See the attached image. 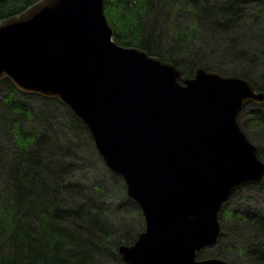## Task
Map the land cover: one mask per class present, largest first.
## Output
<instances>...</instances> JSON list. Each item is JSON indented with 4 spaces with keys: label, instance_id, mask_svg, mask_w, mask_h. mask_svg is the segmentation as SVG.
Listing matches in <instances>:
<instances>
[{
    "label": "water",
    "instance_id": "95a60500",
    "mask_svg": "<svg viewBox=\"0 0 264 264\" xmlns=\"http://www.w3.org/2000/svg\"><path fill=\"white\" fill-rule=\"evenodd\" d=\"M65 105L104 164L120 174L144 229L118 246L128 264H229L213 247L218 214L264 179V161L239 123L264 91L203 66L172 62L113 39L104 0H36L0 20V80Z\"/></svg>",
    "mask_w": 264,
    "mask_h": 264
},
{
    "label": "trees",
    "instance_id": "16d2710c",
    "mask_svg": "<svg viewBox=\"0 0 264 264\" xmlns=\"http://www.w3.org/2000/svg\"><path fill=\"white\" fill-rule=\"evenodd\" d=\"M35 1L0 0V20ZM104 14L118 44L170 61L185 77L203 66L264 91V0H104ZM251 104L238 119L264 161V102ZM241 204L242 212L224 210L248 231L235 251L264 264V211ZM128 212L135 225L125 222ZM224 228L237 227L221 226L217 243ZM142 229L123 177L104 164L84 125L60 102L1 79L0 264H128L118 246Z\"/></svg>",
    "mask_w": 264,
    "mask_h": 264
},
{
    "label": "rangeland",
    "instance_id": "374dc122",
    "mask_svg": "<svg viewBox=\"0 0 264 264\" xmlns=\"http://www.w3.org/2000/svg\"><path fill=\"white\" fill-rule=\"evenodd\" d=\"M257 105L258 104L256 103L251 104L250 107H248V110L257 108L258 107ZM228 201L226 204L222 206L218 214L220 225L223 227L225 226L230 227L231 225L232 226L235 225V227L237 228L235 232L231 231L230 228L229 229L224 228L225 229L224 232L228 234V236H225L224 240L220 239V242L217 243L215 246L204 248L202 250V253L204 254L203 257H208V256L220 257L226 260L229 264H251L249 261L244 263V260L241 257V255L237 254V252L235 251L236 247L241 246L242 243L245 241V236H247L248 231L247 229H245V231L241 230L240 232V228H239L240 221H238L236 218L233 219L230 215L226 217V215H224L226 214V211L224 210L232 208L242 212L243 207L241 203H245L248 206H251L253 209L255 208L257 210L264 211V184L258 187H251L250 189H244V190L240 189L238 194H236L233 198H231ZM114 217L116 216L114 215ZM123 217L125 219V222H130V223L133 222L135 225V221H133V218H135L136 216L131 215L128 212L125 213ZM228 246H231V248Z\"/></svg>",
    "mask_w": 264,
    "mask_h": 264
},
{
    "label": "flooded vegetation",
    "instance_id": "af4514ba",
    "mask_svg": "<svg viewBox=\"0 0 264 264\" xmlns=\"http://www.w3.org/2000/svg\"><path fill=\"white\" fill-rule=\"evenodd\" d=\"M143 230V229H142ZM141 231V230H140Z\"/></svg>",
    "mask_w": 264,
    "mask_h": 264
}]
</instances>
